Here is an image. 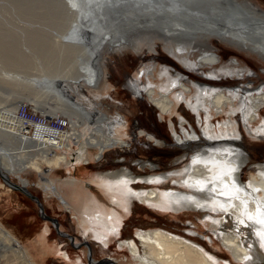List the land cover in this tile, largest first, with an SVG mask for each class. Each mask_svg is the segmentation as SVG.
Listing matches in <instances>:
<instances>
[{"label": "bare ground", "instance_id": "6f19581e", "mask_svg": "<svg viewBox=\"0 0 264 264\" xmlns=\"http://www.w3.org/2000/svg\"><path fill=\"white\" fill-rule=\"evenodd\" d=\"M54 1L46 16L60 27L59 47L47 50L53 72L51 77L35 78L39 89L33 90L45 101L50 94L54 97L49 101L51 117L60 116L67 126L59 130L23 120L18 115L23 100L12 96L5 103L6 111H0V174L9 180L13 174L18 187H25L29 185L22 175L26 169L40 173L43 165H62L69 171L77 163L98 160L109 147L128 144L125 114L109 113L97 105L90 108L78 99L94 90L99 99L113 98L107 91L112 79L104 71L105 57L108 60L128 47L130 54H136L148 44V51L157 52L160 43L180 64L151 52L142 64L152 65L141 67L142 76L134 75L124 84L134 100L147 99L162 117L176 111L181 101L194 111L196 117L191 116L188 126L182 114L179 128L170 122L173 144L184 150L175 164H183L144 175L132 173L129 167L97 172L91 180L103 196L72 175L58 179L59 187L47 178L37 186H47V192L59 198L90 246L91 238L92 244L105 250L110 240L125 247L130 253L126 264H264V224L260 223L264 221V163L251 164L238 139L243 138L239 117L254 136L264 137V78L257 82L258 70L219 52L226 45L235 47L254 55L264 69L262 0H71V6ZM83 50L85 55L78 56ZM64 77L70 81L64 82ZM138 134L158 145L165 142L145 129L139 128ZM152 162L138 161L141 166ZM245 167L247 179L241 174ZM143 181L146 185L134 184ZM135 201L164 211L193 212L197 221L191 224L209 226L208 240L213 241V236L220 240L232 258L219 260L193 236L161 228L136 229L131 237L117 240L124 212ZM186 229L188 234L197 231ZM111 261L106 258L100 263ZM0 264H35L25 246L1 224Z\"/></svg>", "mask_w": 264, "mask_h": 264}, {"label": "rangeland", "instance_id": "374dc122", "mask_svg": "<svg viewBox=\"0 0 264 264\" xmlns=\"http://www.w3.org/2000/svg\"><path fill=\"white\" fill-rule=\"evenodd\" d=\"M54 2V0H0V71L1 68H5L3 71L9 73L13 71V74L19 76L18 78L13 76L11 77L12 79L7 80L0 72V111H6L4 109L6 108L5 103L12 96L20 95L19 99L23 100L25 110L30 116L35 114L34 116H37L36 119H44L51 127H58L57 129L63 130L67 125L64 124L62 126L59 122L62 123L64 120L60 116L52 118L50 114V105H52L50 102L54 101L52 99L54 97L50 94V102L45 101L44 98L42 99L41 96L34 92L35 89L33 88L37 86L35 88L39 89L38 85H36L38 83L33 81L35 78H43L45 75L51 77L50 73L53 72L52 58L47 55V50L59 47L58 38L60 35L58 33L60 27L58 28L56 23L49 22L46 15L50 14H47L46 11L48 5L51 6ZM261 2L264 6V0ZM150 45H144L142 50L139 53L137 51L136 54H130L131 47L122 48L124 50L115 51L114 55H110L108 60L106 59L107 57L103 59L106 64L104 71L112 79L107 91L112 93L113 98L109 99L110 97L104 96L99 99L94 95V90V93L85 92L88 97L80 96V99H78L79 101L83 100L84 103H89L90 108L97 105L100 109L109 113L117 111L125 114L128 122L123 131L128 133L125 135L128 144L109 147L98 160L95 158L90 159L88 163H77L69 171L62 165L56 167L43 165L44 171L40 173L33 169H26L22 175L23 178L29 181V185L23 188L36 197L18 189L19 180L13 174H9L10 180L0 174V224L5 226L25 246L33 263L89 264V256L92 261H98V263L109 258L114 264H126L124 260L126 256H130L128 250L125 247L120 248L114 240H110L107 250L97 243L92 244L91 238L89 239V242H91L90 246L88 240L86 241L80 232V227L73 214L64 207L59 198L49 194L47 186H42V188L37 186L40 181L44 182L43 178L50 179L54 185L58 186V179H64L71 175L76 176L85 180L87 187H91V190H94L95 193L97 192V194L103 196L97 184L91 180L92 176L97 172L129 167L133 171L132 173L144 175L151 172L166 171L183 164V161L180 162L181 164H175V157L183 153L184 150L180 146L173 144L175 138L172 136L173 131L171 133V123L175 121L177 125L180 119L181 114L178 115L177 109L188 121L192 120L190 112L186 108H177L176 111L164 114L165 116L162 117L159 115L158 109L151 105L147 99L134 100L130 89L124 84L134 75L138 78L141 77L142 75L138 73L141 67H150L152 65L150 62L149 64H142L145 61H142V58L151 52L156 58H169L175 60V64H180L176 58L166 52L168 51L167 49L161 48L160 43L155 47L157 52L154 50L148 51V46ZM219 50L226 58L235 56L242 64L258 70L259 78L255 79L257 82L264 78L263 66L254 55L227 45ZM81 55H85L84 50L79 51L78 56ZM61 56H63V53ZM67 57L68 55L65 56V58ZM34 62L36 64L35 67H33ZM170 64L164 63L162 65L173 68L174 65ZM28 77L32 79L29 80L27 79ZM199 78H202V76L199 75ZM63 80L64 82H69L70 78L64 77ZM102 92L104 93L105 90H102ZM177 115L179 118H177ZM262 115L264 116V113ZM239 121V130L243 134V138L240 139L238 132L236 134L244 151L248 152L250 156L249 162L251 161V164L253 162L264 163V137L260 135L254 136L245 127L246 124L242 122L240 117ZM214 123H216V120H214ZM194 124L199 130L195 120ZM186 125L188 126V123ZM234 126H236L235 123ZM139 128L145 129L156 137L165 140L164 144H155L153 139L138 134ZM144 160L145 162H153L152 164L145 163L144 166H141L138 161L142 162ZM149 164L152 166L150 167ZM245 171H247L246 167L242 169L241 174L247 179L248 175ZM168 183V185H172L170 182ZM134 184L146 185L145 181ZM61 185L65 186L64 184ZM147 186L150 187L149 184ZM66 193L68 196L71 195L67 188ZM37 200L41 205L37 203ZM124 213L116 236L117 240L131 237L136 229L161 228L173 233L193 236L192 238L197 239L210 252L216 254L219 260L225 261L228 258H232L231 253L224 248L220 240L214 236V242L208 240L207 236L212 234L209 226L191 224L193 223L191 220L197 221L191 211H164L150 207L140 201H135L131 208ZM48 218L51 219L49 220ZM186 228L196 229L197 231L188 234ZM65 252L68 253V257L64 256ZM232 262L234 264H244Z\"/></svg>", "mask_w": 264, "mask_h": 264}, {"label": "water", "instance_id": "95a60500", "mask_svg": "<svg viewBox=\"0 0 264 264\" xmlns=\"http://www.w3.org/2000/svg\"><path fill=\"white\" fill-rule=\"evenodd\" d=\"M65 2H66V4L67 5H70L71 6V0H64ZM68 35L69 36H72L73 34H72V32H68ZM3 70H5V68H1V75H3L5 78H7V80H10V79H12L11 77H16V78H18L19 76L18 75H16V74H13V71H12V73H9V72H5V71H3ZM1 77V76H0ZM27 79H29V80H31L32 78H27ZM3 178V177H2ZM4 179V178H3ZM18 189H21V190H23L25 193H27V194H29V195H31V196H33V197H36V196H34V195H32L28 190H26L25 188H23V187H17ZM37 203L39 204V205H41L40 203H39V201L37 200ZM51 219V218H50ZM63 235H64V233H62ZM69 237L70 238H72L70 235H69ZM88 262H89V264H101L100 262L98 263V261H92L91 260V258L88 256Z\"/></svg>", "mask_w": 264, "mask_h": 264}, {"label": "built area", "instance_id": "2783aa9c", "mask_svg": "<svg viewBox=\"0 0 264 264\" xmlns=\"http://www.w3.org/2000/svg\"><path fill=\"white\" fill-rule=\"evenodd\" d=\"M18 115L25 121H31V122H35V123H43L45 124V120L44 119H36L37 116H30V114L27 112V110H25V104L21 105L18 109ZM60 125L64 126V122H59ZM58 123V124H59ZM56 128V127H55ZM58 128V127H57Z\"/></svg>", "mask_w": 264, "mask_h": 264}, {"label": "flooded vegetation", "instance_id": "af4514ba", "mask_svg": "<svg viewBox=\"0 0 264 264\" xmlns=\"http://www.w3.org/2000/svg\"><path fill=\"white\" fill-rule=\"evenodd\" d=\"M181 103H182V107H181V105H179L178 104V106H177V108H186V110H188V112H190V114H191V116H194V119H195V113H194V111L193 110H191L190 108H188L185 104H184V101H181ZM184 106V107H183ZM176 108V109H177ZM176 112H178V115L179 114H182L180 111H178V109H177V111ZM177 115V118H179V116ZM183 115V114H182ZM183 121L185 122V124H187L188 123V119H186L185 117H184V115H183ZM172 133V132H171ZM174 141V140H173ZM184 157V156H183ZM89 263V262H88Z\"/></svg>", "mask_w": 264, "mask_h": 264}, {"label": "snow or ice", "instance_id": "6c2138e0", "mask_svg": "<svg viewBox=\"0 0 264 264\" xmlns=\"http://www.w3.org/2000/svg\"><path fill=\"white\" fill-rule=\"evenodd\" d=\"M250 219V218H249ZM240 223H243V221H241ZM260 223L264 224V221H260Z\"/></svg>", "mask_w": 264, "mask_h": 264}]
</instances>
